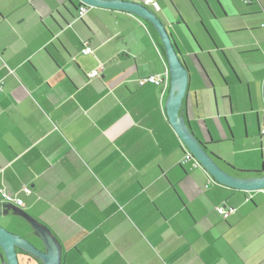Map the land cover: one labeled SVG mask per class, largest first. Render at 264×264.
Returning a JSON list of instances; mask_svg holds the SVG:
<instances>
[{
    "label": "crops",
    "instance_id": "1",
    "mask_svg": "<svg viewBox=\"0 0 264 264\" xmlns=\"http://www.w3.org/2000/svg\"><path fill=\"white\" fill-rule=\"evenodd\" d=\"M155 1L189 73L181 114L223 169L253 176L240 170L264 165V0ZM83 3L0 0V193L52 231L61 264H264V189L206 187L208 171L182 164L157 28L124 10L79 15ZM5 205L1 224L42 247Z\"/></svg>",
    "mask_w": 264,
    "mask_h": 264
},
{
    "label": "water",
    "instance_id": "2",
    "mask_svg": "<svg viewBox=\"0 0 264 264\" xmlns=\"http://www.w3.org/2000/svg\"><path fill=\"white\" fill-rule=\"evenodd\" d=\"M83 2L93 6L129 11L154 24L163 40L169 61L171 92L166 108L175 131L193 156L219 183L247 191L264 189V169L251 177H239L227 172L219 165L212 153L207 150L205 144L192 132L189 124L181 114L189 84L188 69L166 26L157 14L143 3L128 0H83ZM5 206L7 208L5 214L9 212V209H12L30 224L36 236L41 240L42 247L21 234L13 233L0 225V246L4 255L3 264H20L18 249L37 257L42 264H61V245L52 231L21 208L10 204ZM1 214L3 213L1 212Z\"/></svg>",
    "mask_w": 264,
    "mask_h": 264
},
{
    "label": "built area",
    "instance_id": "3",
    "mask_svg": "<svg viewBox=\"0 0 264 264\" xmlns=\"http://www.w3.org/2000/svg\"><path fill=\"white\" fill-rule=\"evenodd\" d=\"M130 1L140 2V3H143L145 5H152V6H154L157 9L159 8V4L155 0H130ZM90 7H92V5L87 4V3H83L82 7L79 9V15H83ZM90 51H91V49L89 47H85L84 50H83V52L86 53V54L89 53ZM104 69L105 68L102 66V67L92 71L89 74V77L92 78V77L99 76L104 71ZM145 82H153V83H156V84H161L163 82V79L160 76L159 77L150 76V77L145 78V79L142 80V83H145ZM2 89H3V80L0 79V91H2ZM261 132L264 134V128L261 130ZM189 161H193L192 166L194 168L200 167V168L205 169L201 165V163L193 156V154L190 151H188L185 154L182 164H186ZM212 182L219 183L214 178H211L209 183H207L206 187H209L212 184ZM24 189H25V191L30 192V189L28 187H25ZM0 195H1V199L6 204H10V205L19 207L21 209H25L27 207V203L22 198L12 197V196L6 194L5 192H1ZM216 210L224 218L229 217L230 214L233 212V208H227L226 205H223V204L217 206Z\"/></svg>",
    "mask_w": 264,
    "mask_h": 264
},
{
    "label": "trees",
    "instance_id": "4",
    "mask_svg": "<svg viewBox=\"0 0 264 264\" xmlns=\"http://www.w3.org/2000/svg\"><path fill=\"white\" fill-rule=\"evenodd\" d=\"M82 7V5L80 6V8ZM79 8V9H80ZM78 12H79V10H78ZM213 155V154H212ZM215 158H216V156L215 155H213ZM189 162H191V164H193V161H189ZM188 162V163H189ZM191 167L192 168H194L192 165H191ZM196 168H200V167H196ZM262 169H264V165H263V167H262ZM240 172L241 173H244V174H250V175H253V174H257V173H260L261 172V170H254V171H246V170H240ZM224 205V204H223ZM222 216V215H221ZM223 217V216H222ZM224 218V217H223ZM228 218V217H227ZM227 218H225V219H227ZM30 256H32V255H30ZM33 257V256H32Z\"/></svg>",
    "mask_w": 264,
    "mask_h": 264
},
{
    "label": "rangeland",
    "instance_id": "5",
    "mask_svg": "<svg viewBox=\"0 0 264 264\" xmlns=\"http://www.w3.org/2000/svg\"><path fill=\"white\" fill-rule=\"evenodd\" d=\"M0 225H2V226H4L5 228H7L8 230H10L8 227H6L5 225H3V224H1V220H0ZM10 231H12V230H10ZM13 233H15L14 231H12ZM20 259H19V263L20 264H25V262L22 260V257H19Z\"/></svg>",
    "mask_w": 264,
    "mask_h": 264
}]
</instances>
